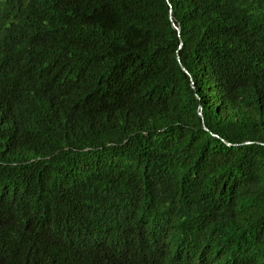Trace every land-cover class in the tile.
<instances>
[{
    "label": "trees",
    "instance_id": "obj_1",
    "mask_svg": "<svg viewBox=\"0 0 264 264\" xmlns=\"http://www.w3.org/2000/svg\"><path fill=\"white\" fill-rule=\"evenodd\" d=\"M168 1L0 0V264H264V0Z\"/></svg>",
    "mask_w": 264,
    "mask_h": 264
},
{
    "label": "water",
    "instance_id": "obj_2",
    "mask_svg": "<svg viewBox=\"0 0 264 264\" xmlns=\"http://www.w3.org/2000/svg\"><path fill=\"white\" fill-rule=\"evenodd\" d=\"M166 2L168 3L169 7H171L169 1L166 0ZM172 25H173V27L177 30V32L179 33V32H180L179 28L176 27V26L174 25V23H172ZM180 47H182V43L180 44ZM180 47H179V48H180ZM177 60H178V62L180 63V59L177 58ZM180 66H181L182 70H183L185 73H187V71L185 70V68H184L181 64H180ZM204 129L207 130L206 127H204ZM227 145H229V144H227Z\"/></svg>",
    "mask_w": 264,
    "mask_h": 264
},
{
    "label": "clouds",
    "instance_id": "obj_3",
    "mask_svg": "<svg viewBox=\"0 0 264 264\" xmlns=\"http://www.w3.org/2000/svg\"><path fill=\"white\" fill-rule=\"evenodd\" d=\"M117 251H118V253L121 254L123 257H125V258H131V256H130L126 251H124L123 249L117 248Z\"/></svg>",
    "mask_w": 264,
    "mask_h": 264
}]
</instances>
